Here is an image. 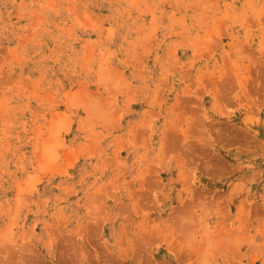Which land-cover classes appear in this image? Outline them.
I'll use <instances>...</instances> for the list:
<instances>
[{"label":"rangeland","instance_id":"rangeland-1","mask_svg":"<svg viewBox=\"0 0 264 264\" xmlns=\"http://www.w3.org/2000/svg\"><path fill=\"white\" fill-rule=\"evenodd\" d=\"M0 264H264V0H0Z\"/></svg>","mask_w":264,"mask_h":264}]
</instances>
